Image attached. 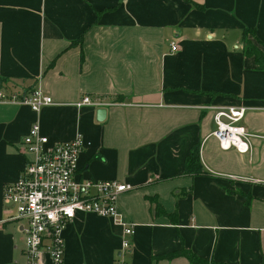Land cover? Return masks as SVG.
Segmentation results:
<instances>
[{
    "label": "crops",
    "instance_id": "obj_1",
    "mask_svg": "<svg viewBox=\"0 0 264 264\" xmlns=\"http://www.w3.org/2000/svg\"><path fill=\"white\" fill-rule=\"evenodd\" d=\"M243 30L264 54V0H0V92L38 89L52 102L33 113L0 101V264H28L1 194L30 158L21 141L34 123L49 144H89L77 178L132 186L116 198L130 248L109 218L77 213L61 232V264H190L154 259L179 251L264 264V70L242 54ZM81 96L113 105L77 109ZM215 106L246 109V153L210 136ZM193 147L205 174L183 175Z\"/></svg>",
    "mask_w": 264,
    "mask_h": 264
},
{
    "label": "built area",
    "instance_id": "obj_2",
    "mask_svg": "<svg viewBox=\"0 0 264 264\" xmlns=\"http://www.w3.org/2000/svg\"><path fill=\"white\" fill-rule=\"evenodd\" d=\"M169 52L178 50L175 43ZM0 101L27 106L33 113L52 104L48 96L33 89L10 97L0 92ZM101 98L81 96L75 108L95 109L112 106ZM214 138L222 151L246 153L250 134L241 126L246 109L243 106L211 107ZM89 144L76 135L69 141L49 144L37 124H32L21 141V149L30 155L18 178L2 188V202L15 210V220L21 222L22 255L28 264H39L46 256L51 264L62 263L61 232L77 213L94 214L109 218L121 229V249L130 248L133 225L117 210L119 194L132 190V186L115 180L79 179L76 162L79 153Z\"/></svg>",
    "mask_w": 264,
    "mask_h": 264
},
{
    "label": "trees",
    "instance_id": "obj_3",
    "mask_svg": "<svg viewBox=\"0 0 264 264\" xmlns=\"http://www.w3.org/2000/svg\"><path fill=\"white\" fill-rule=\"evenodd\" d=\"M248 37L250 39H248ZM241 44H242L241 45L242 54L247 57H252L256 65V68L258 70H264V54L260 50L262 46L260 42L255 38L252 31L250 30L242 31ZM202 174H205V172H203L199 166L197 147H193L184 159L183 175L195 176ZM155 213L163 216H167L168 218H170L171 222H174L175 220L174 215L168 216L158 208L157 209L155 208ZM175 256H183L190 264H222V263H213V262L208 263L206 261H202L186 251H179L177 253L165 254L162 256H158L154 259L168 260Z\"/></svg>",
    "mask_w": 264,
    "mask_h": 264
},
{
    "label": "water",
    "instance_id": "obj_4",
    "mask_svg": "<svg viewBox=\"0 0 264 264\" xmlns=\"http://www.w3.org/2000/svg\"><path fill=\"white\" fill-rule=\"evenodd\" d=\"M105 111L103 109H100L96 111L97 119H102L104 117Z\"/></svg>",
    "mask_w": 264,
    "mask_h": 264
}]
</instances>
